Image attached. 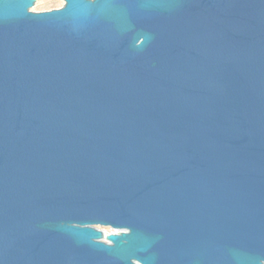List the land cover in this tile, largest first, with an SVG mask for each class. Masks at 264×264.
Returning a JSON list of instances; mask_svg holds the SVG:
<instances>
[{"label": "water", "instance_id": "95a60500", "mask_svg": "<svg viewBox=\"0 0 264 264\" xmlns=\"http://www.w3.org/2000/svg\"><path fill=\"white\" fill-rule=\"evenodd\" d=\"M0 0V264H264V0Z\"/></svg>", "mask_w": 264, "mask_h": 264}, {"label": "rangeland", "instance_id": "374dc122", "mask_svg": "<svg viewBox=\"0 0 264 264\" xmlns=\"http://www.w3.org/2000/svg\"><path fill=\"white\" fill-rule=\"evenodd\" d=\"M65 0H36L31 11H45L64 6Z\"/></svg>", "mask_w": 264, "mask_h": 264}]
</instances>
